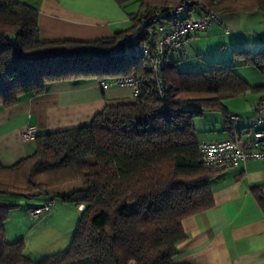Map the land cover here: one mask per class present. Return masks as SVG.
<instances>
[{
    "label": "trees",
    "instance_id": "16d2710c",
    "mask_svg": "<svg viewBox=\"0 0 264 264\" xmlns=\"http://www.w3.org/2000/svg\"><path fill=\"white\" fill-rule=\"evenodd\" d=\"M216 1L217 12L264 9V0ZM177 2L141 0L134 24L112 37L45 42L36 9L0 0V106L26 93H43L57 81L80 83L133 72L148 78L140 60L120 59L119 50L143 12ZM234 56L264 69V49H241ZM160 72L166 88L162 97L146 83L142 96L105 105L87 125L37 135L31 155L11 165L0 162V264H180L177 245L187 238L182 221L213 206L211 179L218 172L199 161L195 119L216 110L228 122L224 101L252 87L231 65L178 71L167 59ZM73 182L78 186L49 192ZM252 191L264 211V192L260 187ZM41 197L84 208L68 248L32 260L22 239L6 240L4 223L18 198Z\"/></svg>",
    "mask_w": 264,
    "mask_h": 264
},
{
    "label": "crops",
    "instance_id": "0c3cea01",
    "mask_svg": "<svg viewBox=\"0 0 264 264\" xmlns=\"http://www.w3.org/2000/svg\"><path fill=\"white\" fill-rule=\"evenodd\" d=\"M18 1L37 10L40 38L45 42H91L112 37L134 24L133 15L141 3V0ZM241 49L251 53L264 49V9L249 6L220 11L217 21L207 30L195 34L177 56L168 58L177 70L179 65L193 68L182 71L231 65L252 87L224 101L229 113L241 117L239 124L227 122L224 114L216 110H206L195 119L199 142L231 139L228 125L234 138H248L255 120L256 104L264 116V69L245 64L235 57L234 52ZM99 81L52 82L43 93H26L14 104L0 106V162L11 165L35 151V139H22L28 126L36 127L37 136L87 125L105 105L134 99L131 88H103ZM209 118L213 121H208ZM240 129L242 133L236 134ZM253 187H260L264 192L262 160L238 162L216 172L211 179L214 204L183 219L187 238L177 245L175 262L264 264V211L253 194ZM45 198H29L33 204L27 209L40 205ZM58 203L46 215L49 220L58 214L57 217L68 216L70 223L76 224L80 215L77 206L69 202ZM6 240L12 242L8 237Z\"/></svg>",
    "mask_w": 264,
    "mask_h": 264
},
{
    "label": "built area",
    "instance_id": "2783aa9c",
    "mask_svg": "<svg viewBox=\"0 0 264 264\" xmlns=\"http://www.w3.org/2000/svg\"><path fill=\"white\" fill-rule=\"evenodd\" d=\"M216 0L210 3L200 0H178L177 3L160 4L152 12H143L136 21L135 32L119 50L120 59L140 60L145 78L140 73L100 79L103 88L128 87L137 98L145 94L148 83L152 92L162 97L166 91L161 77V68L172 51L182 50L193 36L207 30L218 20L219 12L214 9ZM229 123L241 122L234 113L227 116ZM36 127L28 126L22 133L23 140L36 137ZM250 137L199 142L200 163L214 170H222L250 159L264 161V116L258 104L255 106V120L249 130ZM55 197H48L40 205L27 209V215L39 217L49 214L56 204ZM84 205H79L82 210Z\"/></svg>",
    "mask_w": 264,
    "mask_h": 264
},
{
    "label": "rangeland",
    "instance_id": "374dc122",
    "mask_svg": "<svg viewBox=\"0 0 264 264\" xmlns=\"http://www.w3.org/2000/svg\"><path fill=\"white\" fill-rule=\"evenodd\" d=\"M180 51L170 52L169 57L173 58ZM192 69L186 65L178 66V70L181 71ZM208 121H213V118H209ZM75 186H78L77 182L54 187L49 192L51 194L61 193ZM58 202H60L59 199L56 201L57 205L59 204ZM15 203L16 206L9 209V217L4 223L5 237L12 239L11 241L22 239L24 253L30 259L37 260L43 256L64 251L68 248L73 238L77 222L76 224H72L67 219L68 216L62 219L57 217L58 214L51 220H49V216H46L48 214L39 217L27 215L26 217L27 207L31 206L33 201H30L28 198H18ZM54 206L53 208L55 209L56 206ZM36 223L38 224L35 226Z\"/></svg>",
    "mask_w": 264,
    "mask_h": 264
}]
</instances>
